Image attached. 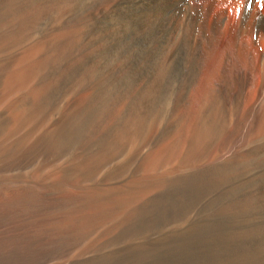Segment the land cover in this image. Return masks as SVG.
Wrapping results in <instances>:
<instances>
[{"label":"bare ground","instance_id":"6f19581e","mask_svg":"<svg viewBox=\"0 0 264 264\" xmlns=\"http://www.w3.org/2000/svg\"><path fill=\"white\" fill-rule=\"evenodd\" d=\"M0 264H264V0H0Z\"/></svg>","mask_w":264,"mask_h":264},{"label":"rangeland","instance_id":"374dc122","mask_svg":"<svg viewBox=\"0 0 264 264\" xmlns=\"http://www.w3.org/2000/svg\"><path fill=\"white\" fill-rule=\"evenodd\" d=\"M216 63H219V61L218 62L216 61Z\"/></svg>","mask_w":264,"mask_h":264}]
</instances>
